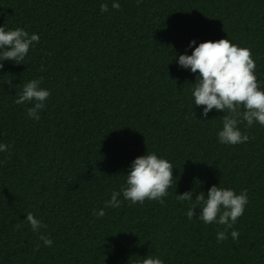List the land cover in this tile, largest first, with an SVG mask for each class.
I'll use <instances>...</instances> for the list:
<instances>
[{
	"label": "trees",
	"instance_id": "1",
	"mask_svg": "<svg viewBox=\"0 0 264 264\" xmlns=\"http://www.w3.org/2000/svg\"><path fill=\"white\" fill-rule=\"evenodd\" d=\"M113 2L0 0V27L40 37L22 64L0 69V144L10 146L0 152V264H142L149 255L164 264H264V127L241 122L249 141L221 144L224 113L201 120L198 73L177 63L200 43L228 39L251 49L264 90V0H116L119 10ZM41 77L51 95L36 121L31 105L14 101ZM147 153L173 164L164 204L131 205L121 194L119 208H106ZM214 185L249 198L223 242L225 226L205 224L199 209L189 221V202L176 199ZM29 212L47 225L40 233L51 247L23 223Z\"/></svg>",
	"mask_w": 264,
	"mask_h": 264
},
{
	"label": "clouds",
	"instance_id": "2",
	"mask_svg": "<svg viewBox=\"0 0 264 264\" xmlns=\"http://www.w3.org/2000/svg\"><path fill=\"white\" fill-rule=\"evenodd\" d=\"M141 0H137L139 4ZM111 7L119 10L120 4L114 0ZM101 12H107L108 4L100 5ZM37 34H29L22 28L5 30L0 27V69H3L4 61H12L17 65L22 64L28 55L31 46L39 43ZM196 41L189 44L193 48ZM183 69H188L195 76L192 84L194 103L196 107H203L202 119L206 120L208 114L215 109L222 112V130L218 132V140L221 144L239 145L249 141L247 134H242L238 124L246 122L250 128L254 123L264 127V90L261 89L255 74L257 65L252 58L249 48L238 47L228 39L216 42L207 41L194 47L191 55H180L177 61ZM43 71V67L40 69ZM43 78L33 79L27 82L14 103L17 105H31L27 108V116L36 121L40 120L39 113L44 110L46 101L50 97L49 90L41 87ZM9 85H12L9 81ZM9 145L0 144V152H8ZM174 167L167 159L159 158L155 153H147L137 157L130 166L126 176V184L120 191H113L111 199L105 202V207L119 208L122 201L118 197L123 195L125 201L131 205H143L145 200L158 201L164 204V198L169 195V189L176 182L173 175ZM194 191H188L182 195H176V199L189 202V210L186 215L191 221L197 215L205 224H219L225 226L224 231L217 233V242L227 240V230L232 229L237 220L243 216L245 206L249 203L247 190L236 194L234 190L212 186L207 195L200 192L193 199ZM194 200V202H193ZM93 215L103 217V209L94 211ZM23 223L30 225L31 230L40 233L47 225L36 218L33 213L26 215ZM21 225H16L19 228ZM239 232H231L232 239L239 238ZM39 239L44 246L51 247L52 239L40 233ZM39 245L35 251H39ZM142 264H164L159 257L149 255L142 259Z\"/></svg>",
	"mask_w": 264,
	"mask_h": 264
}]
</instances>
